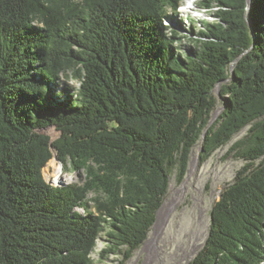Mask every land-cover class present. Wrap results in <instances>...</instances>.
I'll return each mask as SVG.
<instances>
[{"label": "trees", "instance_id": "16d2710c", "mask_svg": "<svg viewBox=\"0 0 264 264\" xmlns=\"http://www.w3.org/2000/svg\"><path fill=\"white\" fill-rule=\"evenodd\" d=\"M201 2L215 19L182 50L165 20L183 0H0V264H94L102 235L123 263L172 170L245 128L190 264L264 261V0ZM53 150L81 182L46 180Z\"/></svg>", "mask_w": 264, "mask_h": 264}, {"label": "rangeland", "instance_id": "374dc122", "mask_svg": "<svg viewBox=\"0 0 264 264\" xmlns=\"http://www.w3.org/2000/svg\"><path fill=\"white\" fill-rule=\"evenodd\" d=\"M201 3V0H183L172 19L165 20L170 26L179 30L181 36L179 44L182 50L194 47L197 32L204 27V22L215 19L212 12L216 7L209 11L203 8ZM214 5L216 6L217 3ZM66 86L73 88L79 86V82L71 73L62 77L57 92H62ZM219 102L213 120L217 118L219 109L223 106V101ZM41 131L50 135L52 139L60 135V131L54 125ZM246 131L247 128L240 131L206 160L200 155L201 147L197 146L191 154L186 175L182 180L179 178V169L172 170L163 206L159 209L158 218L145 242L121 263L122 254L102 253L101 250L105 247V237L102 235L91 254L94 264H190L209 235L214 204L220 199L221 192L228 183L234 180L237 171L246 164V161L236 153L237 149L231 151V146L242 138ZM53 152L54 156L43 168L46 180L55 185L81 182L79 173L73 170L70 164L57 160L56 150ZM53 159L63 166L61 176L55 181H53L55 168L51 164ZM174 199L176 202L169 206ZM91 208L94 210L93 204ZM151 240L155 252L150 256L148 247Z\"/></svg>", "mask_w": 264, "mask_h": 264}, {"label": "bare ground", "instance_id": "6f19581e", "mask_svg": "<svg viewBox=\"0 0 264 264\" xmlns=\"http://www.w3.org/2000/svg\"><path fill=\"white\" fill-rule=\"evenodd\" d=\"M57 160H58V159H57ZM193 163H195V161H194ZM51 164H52V165L54 166V168H55V169H54V173H53V178H54L53 181H55L58 177L61 176V173H62V170H63V166H62L61 164L57 163V162L55 161V159H53V160L51 161ZM175 202H176V200L174 199V200L169 204V206L173 205ZM169 206H168V207H169ZM148 250H149V254H150V256L155 252V247H154V245H153V241H152V240L149 242Z\"/></svg>", "mask_w": 264, "mask_h": 264}, {"label": "water", "instance_id": "95a60500", "mask_svg": "<svg viewBox=\"0 0 264 264\" xmlns=\"http://www.w3.org/2000/svg\"><path fill=\"white\" fill-rule=\"evenodd\" d=\"M232 70H233V67H232ZM217 92H218V94H220V91H219V87L217 88ZM219 112H220V110H219ZM55 157L60 161V162H62L60 159H59V157H58V155L56 154L55 155ZM52 183V182H51ZM162 206H163V203H162V205L160 206V208L159 209H161L162 208ZM159 209H158V211H159ZM158 211H157V214H156V219H155V222H156V220H157V218H158ZM155 222H154V224H155ZM153 224V225H154Z\"/></svg>", "mask_w": 264, "mask_h": 264}, {"label": "built area", "instance_id": "2783aa9c", "mask_svg": "<svg viewBox=\"0 0 264 264\" xmlns=\"http://www.w3.org/2000/svg\"><path fill=\"white\" fill-rule=\"evenodd\" d=\"M77 209H78L79 211H81L82 213H84V210H83V208L77 207ZM261 264H264V261H262V263H261Z\"/></svg>", "mask_w": 264, "mask_h": 264}]
</instances>
